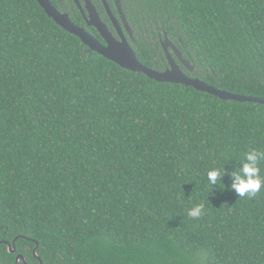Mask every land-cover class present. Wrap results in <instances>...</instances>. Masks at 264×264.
Here are the masks:
<instances>
[{
  "label": "trees",
  "instance_id": "1",
  "mask_svg": "<svg viewBox=\"0 0 264 264\" xmlns=\"http://www.w3.org/2000/svg\"><path fill=\"white\" fill-rule=\"evenodd\" d=\"M117 1L142 65L168 67L166 37L187 77L264 100L263 0ZM50 2L84 28L73 0ZM253 149L264 105L129 72L35 0H0V264H264V187L207 180Z\"/></svg>",
  "mask_w": 264,
  "mask_h": 264
},
{
  "label": "water",
  "instance_id": "2",
  "mask_svg": "<svg viewBox=\"0 0 264 264\" xmlns=\"http://www.w3.org/2000/svg\"><path fill=\"white\" fill-rule=\"evenodd\" d=\"M35 1L44 10L45 14L51 18L53 22H55L60 28L69 34L76 36L86 47H88L91 52L102 56L106 60L116 64L124 70L142 74L148 79L159 83L179 84L183 85L185 88L191 87L196 92L209 94L222 101L264 105L263 99L231 94L222 90H218L213 86H209L199 79L187 77L180 69L177 62L188 72H192L193 67L182 58L177 48L166 37L164 38L163 42H161V48L165 54L168 67L164 71L159 72L142 65L137 59L136 54L130 46L128 40L123 35L121 27H119L116 19L112 17L105 0H102V3L107 14L110 16L112 25L118 35V39L112 35L107 26L100 20L98 13L89 0H83V7L79 4L78 0H73L82 14H84L83 9L86 11L87 17H85V19L87 21V25L93 27L97 31L104 42V45L90 33H88L84 28L76 26L70 20L68 14L60 13L49 0ZM122 22L125 31L129 33V28L124 19H122ZM6 246L9 253H14V246L11 247L8 243H6ZM35 257L38 258L36 255ZM20 260L25 263V259L18 255L15 259V264H18ZM39 264H41L40 261Z\"/></svg>",
  "mask_w": 264,
  "mask_h": 264
},
{
  "label": "clouds",
  "instance_id": "3",
  "mask_svg": "<svg viewBox=\"0 0 264 264\" xmlns=\"http://www.w3.org/2000/svg\"><path fill=\"white\" fill-rule=\"evenodd\" d=\"M264 160V152L250 150L244 154V160L238 170L226 173V169L221 171L219 168H212L207 171V180L209 185L214 186L218 181H222L225 174L230 175L232 183L231 190L238 197L254 196L262 187H264V178L260 176L259 162ZM203 213V205H197L188 211V215L193 218H199Z\"/></svg>",
  "mask_w": 264,
  "mask_h": 264
},
{
  "label": "flooded vegetation",
  "instance_id": "4",
  "mask_svg": "<svg viewBox=\"0 0 264 264\" xmlns=\"http://www.w3.org/2000/svg\"><path fill=\"white\" fill-rule=\"evenodd\" d=\"M54 1H55V4H57L59 8H62L63 9L65 7L64 0H54ZM78 1H79V4L83 7L84 6L83 0H78ZM89 1L94 6L96 12L99 15L100 20L107 26L108 30L112 33V35L115 38L118 39V35H117V33H116L113 25H112L110 16L107 14V12H106V10L104 8V5L102 3V0H89ZM105 2H106L107 6L109 8V11H110L112 17L114 19H116L117 23L119 24V27H121L123 35L126 37V39L128 40L129 43L133 42V32H132V29H131L130 25L127 23V20H126V18L123 15V12L121 11V7H120L119 2L117 0H105ZM74 4H75V2H74ZM75 6H76V4H75ZM76 8H77V6H76ZM77 10H78V12H79V14L81 16V20H82V24L84 26V29H86V28H93V27L87 25V21L85 19V17H87L86 11L83 9L84 14H82L78 8H77ZM122 19H124V21L126 22L128 28H129V33H127L125 31L124 26H123ZM98 36H99V34H98ZM100 39H101V37H100ZM102 44L104 45V42L103 41H102Z\"/></svg>",
  "mask_w": 264,
  "mask_h": 264
}]
</instances>
